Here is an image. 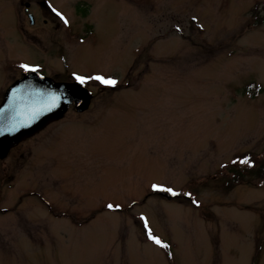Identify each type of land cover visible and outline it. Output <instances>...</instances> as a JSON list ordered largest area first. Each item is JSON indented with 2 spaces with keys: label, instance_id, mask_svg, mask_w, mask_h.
<instances>
[{
  "label": "rangeland",
  "instance_id": "374dc122",
  "mask_svg": "<svg viewBox=\"0 0 264 264\" xmlns=\"http://www.w3.org/2000/svg\"><path fill=\"white\" fill-rule=\"evenodd\" d=\"M19 1L0 0V103L20 65L61 72L17 29ZM95 14L66 61L117 83L0 162V264H264L258 160L235 161L264 152V95L243 93L264 88V0H110Z\"/></svg>",
  "mask_w": 264,
  "mask_h": 264
},
{
  "label": "flooded vegetation",
  "instance_id": "af4514ba",
  "mask_svg": "<svg viewBox=\"0 0 264 264\" xmlns=\"http://www.w3.org/2000/svg\"><path fill=\"white\" fill-rule=\"evenodd\" d=\"M109 2L110 0H57V3L59 4L56 5L52 0L19 1L20 9L19 11L17 10L18 18L21 19L20 27L17 28L19 32L27 39L34 41L32 45L37 46L45 52L52 50L54 52L52 55L58 56L60 58L59 66L55 65L53 70H60L61 72L56 74H52V72L48 74L47 72L49 69H51V65H49L43 71H37L40 75L51 78L53 81L59 83L75 82L72 79V75L73 73L78 75V72L74 71V69L68 65L66 61L68 55L67 51L70 50L71 47L78 48L79 46L85 45L94 38L93 35L95 27L99 26L100 23L95 17L92 19V13L94 10H96L97 14L104 8L105 5H108ZM53 9H55L56 12L61 13L68 23L65 24L64 21L56 15V12H54ZM25 21H27L31 28H40L38 31H42L43 35L46 34L48 40L47 45L44 44V42L39 38L40 35L37 33L34 35L25 32L23 29V24ZM103 25L104 23L101 24V27H103ZM22 72H24V70L20 72V77ZM85 74H87L86 77L103 76L106 78L104 72L102 71H96L92 73L85 72ZM107 78H110V75ZM87 84L88 82L85 84V87L91 94V101L88 108L84 112L88 111L92 106L91 104L95 94L102 95L106 91H110L109 86L99 84L100 87L95 88L94 90H97V92L94 93V90L88 87ZM69 109L76 112L73 105H71L68 110ZM84 112L76 113L83 114ZM19 145H21V143L12 150L18 148ZM12 150L9 151L8 155L12 152ZM94 216L95 215L92 214L89 218L92 220Z\"/></svg>",
  "mask_w": 264,
  "mask_h": 264
},
{
  "label": "water",
  "instance_id": "95a60500",
  "mask_svg": "<svg viewBox=\"0 0 264 264\" xmlns=\"http://www.w3.org/2000/svg\"><path fill=\"white\" fill-rule=\"evenodd\" d=\"M49 94L61 97L51 111H43L35 119H29L33 109L42 107ZM91 101V94L85 85L59 83L37 72H23L4 93L0 103V128L12 123L19 126L15 131L5 132L0 136V161L19 143L41 132L49 124L63 118L68 108L73 105L76 112H84ZM168 199L172 197L164 194Z\"/></svg>",
  "mask_w": 264,
  "mask_h": 264
},
{
  "label": "snow or ice",
  "instance_id": "6c2138e0",
  "mask_svg": "<svg viewBox=\"0 0 264 264\" xmlns=\"http://www.w3.org/2000/svg\"><path fill=\"white\" fill-rule=\"evenodd\" d=\"M54 12H56L55 9H53ZM56 15L60 17L61 20L64 21L65 24H67V20L62 16L61 13L56 12ZM20 67L25 71V72H36L38 69L34 68V67H30L29 65H20ZM72 79L75 81L76 84L78 85H84L87 83L88 80H96L99 81L100 84L105 85V86H114L117 82L114 79L111 78H105L103 76H95V77H85V76H81V75H77L75 73H73L72 75ZM61 100L60 96H57L55 94H49L47 96L46 101L43 103L42 107L37 108V109H33L30 111L29 113V119H35L37 116H39L41 114V112L43 111H51L54 107L57 106V103ZM19 126L22 125H18L16 123H12L10 124L8 127L5 128H0V136L4 135L5 132H13L15 131ZM241 163H248L247 159L240 161ZM153 190L154 191H165L171 195H178V193H176L173 189L171 188H164L160 185H153ZM186 195H190L187 194ZM107 207L109 209H112L114 207V205L109 204L107 205ZM115 207H119V205H116ZM145 228L147 229V224H145ZM148 236L149 239H151L155 244H157L160 247H164L166 248L167 245L164 244L162 241H160L157 237H154L151 232H148Z\"/></svg>",
  "mask_w": 264,
  "mask_h": 264
},
{
  "label": "trees",
  "instance_id": "16d2710c",
  "mask_svg": "<svg viewBox=\"0 0 264 264\" xmlns=\"http://www.w3.org/2000/svg\"><path fill=\"white\" fill-rule=\"evenodd\" d=\"M250 89L255 90V91H250L248 89H245L243 91L244 94H249L250 98L253 99L255 98L257 95H264V88H254V86H250ZM258 160V164L259 166L257 167L256 171L254 172L257 177L256 179L250 180L249 183H251V185H258V186H264V152L261 155L256 156L255 158L249 159L247 157V155H243L241 156V158H237L235 161L238 160ZM240 171L241 170H231V172L235 175V178H237V183L243 182V178H241L243 175H240ZM246 182V181H245Z\"/></svg>",
  "mask_w": 264,
  "mask_h": 264
}]
</instances>
